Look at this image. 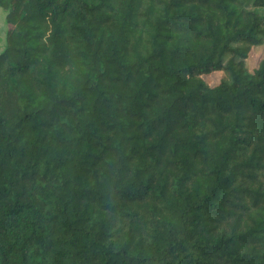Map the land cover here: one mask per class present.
I'll return each mask as SVG.
<instances>
[{
  "label": "trees",
  "instance_id": "1",
  "mask_svg": "<svg viewBox=\"0 0 264 264\" xmlns=\"http://www.w3.org/2000/svg\"><path fill=\"white\" fill-rule=\"evenodd\" d=\"M0 10V264H264V0Z\"/></svg>",
  "mask_w": 264,
  "mask_h": 264
},
{
  "label": "rangeland",
  "instance_id": "2",
  "mask_svg": "<svg viewBox=\"0 0 264 264\" xmlns=\"http://www.w3.org/2000/svg\"><path fill=\"white\" fill-rule=\"evenodd\" d=\"M4 16L5 14L0 10V50L2 49L3 44H4V37H5V31H6ZM260 58H261L260 51L256 53H252L250 60H249V64L251 66H254L259 61ZM206 80H210L211 82L216 83L218 78L216 76H209V77H206Z\"/></svg>",
  "mask_w": 264,
  "mask_h": 264
}]
</instances>
